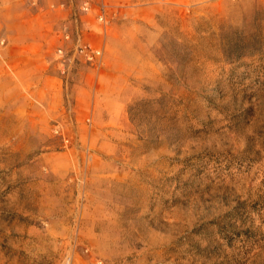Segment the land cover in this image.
Listing matches in <instances>:
<instances>
[{"label":"rangeland","instance_id":"obj_1","mask_svg":"<svg viewBox=\"0 0 264 264\" xmlns=\"http://www.w3.org/2000/svg\"><path fill=\"white\" fill-rule=\"evenodd\" d=\"M85 1L0 0V264H264V0Z\"/></svg>","mask_w":264,"mask_h":264},{"label":"built area","instance_id":"obj_2","mask_svg":"<svg viewBox=\"0 0 264 264\" xmlns=\"http://www.w3.org/2000/svg\"><path fill=\"white\" fill-rule=\"evenodd\" d=\"M90 7H91L90 0L85 1L83 8L86 11H89ZM99 19L103 20L104 19V15L101 14L99 16ZM66 37L69 38V34H67ZM79 48H80V52L83 55L82 57L85 60L90 61V62H93V61L99 59V57L102 54V51H101L100 48L93 47L91 44L86 43V42H81V39H80V47ZM60 52H62V50H60Z\"/></svg>","mask_w":264,"mask_h":264}]
</instances>
